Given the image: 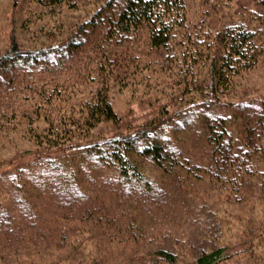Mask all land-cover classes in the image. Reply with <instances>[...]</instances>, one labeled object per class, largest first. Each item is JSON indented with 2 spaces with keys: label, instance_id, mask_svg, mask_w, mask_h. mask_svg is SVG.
<instances>
[{
  "label": "trees",
  "instance_id": "trees-1",
  "mask_svg": "<svg viewBox=\"0 0 264 264\" xmlns=\"http://www.w3.org/2000/svg\"><path fill=\"white\" fill-rule=\"evenodd\" d=\"M26 2V28L31 29L39 20L40 28L51 27L52 32L60 34L59 40H53L45 31V41L40 46L26 47L11 36L0 54V131L21 129L35 144L38 150L31 166L36 171L35 188L41 187L42 191L35 199L57 206L66 229L73 230V222L96 226L98 220L103 221L105 214H98V198L106 196L113 179L123 182L127 194L150 192L158 202L157 195L165 188L192 185L190 177L206 182L211 189L224 190L228 202L237 204L256 198L264 206V96L256 101L229 99V115L204 114L200 122L201 140L206 147L202 157L188 158L183 146L152 137L149 128L153 130L156 125H150L151 121L138 131L91 139L97 124L119 120L109 85L115 72L124 66L121 63L129 60L119 47L137 30L145 29L152 48L169 50L171 42L178 38L185 42L179 75L187 80L194 74L190 62L205 66V83H191V89L200 92L204 88L209 104L223 105L220 97H232L235 77L252 69L264 50V40L259 41L256 28L240 19L227 21L215 31H203L206 42L197 49L192 43L198 30L187 16L188 0H100L82 21L68 22L69 25L64 24L67 21L63 14L78 9L80 0ZM257 3L264 9V0ZM89 170L95 175L109 171L110 178H105L107 182L86 178ZM151 173L162 183L151 182ZM25 180L27 183L23 180L22 184L32 183ZM97 188L100 195H89ZM187 192L181 199H189ZM8 195L0 196V264H57L78 259L77 244L59 239L65 235L57 234L56 220L49 221L52 227L42 226L45 219H33L30 209L26 212L28 203L23 200L33 207L31 198L22 200L11 191ZM9 201L14 202L16 211ZM106 220L105 224L113 228L109 242L116 239V233L124 235L118 240L133 243L141 237L129 225L114 228L117 219ZM202 224L208 235L199 240L186 237L174 250L157 247L148 252L151 260L174 264L188 247L193 264L228 263L234 253L218 241L220 227ZM214 233L219 235L214 237ZM51 249H64L62 261L51 257Z\"/></svg>",
  "mask_w": 264,
  "mask_h": 264
},
{
  "label": "rangeland",
  "instance_id": "rangeland-1",
  "mask_svg": "<svg viewBox=\"0 0 264 264\" xmlns=\"http://www.w3.org/2000/svg\"><path fill=\"white\" fill-rule=\"evenodd\" d=\"M257 1L188 0V19L195 22L194 26L198 30L192 46L197 49L204 46L206 41L203 31H215L227 21L239 19L247 26L256 28L259 41H263L264 9L259 7ZM99 2L100 0H86L85 3V0H80L78 9L62 13L66 16L63 20L67 21L64 24L82 21ZM26 3V0H0V54L9 45L12 35L26 47L40 46L45 41V31L49 36L52 35L53 40L60 35L52 32L51 27L44 25L40 28L39 20L28 30L23 22ZM59 18H62V15ZM188 30L190 31L189 28ZM186 46V43L179 42L178 38L171 42L169 50L152 48L145 29H139L128 42L119 47V51L122 50L129 57V60L125 59V63H121L124 66L119 72H115V79L109 85V96L119 120L97 124L93 128L95 136L91 139L98 138V135H120L133 129L138 131L140 126L151 121L150 125H156L153 130V127L149 128L152 137L166 138L176 146H183L189 154L184 155L188 158L202 157L206 147L201 140L203 128L200 122L204 114L229 115L232 112L231 107L227 105L229 99L256 101L264 96V50L252 69L235 77L231 88L234 96L220 97L219 102L223 105H214V102L209 104L204 88L200 92L191 89V83H205V66L190 62L188 65L194 74L188 75L187 80L180 76L179 69H183L181 50ZM5 127L6 125L1 129ZM23 133L21 129L0 131V196L9 197L8 193L11 191L22 200L24 197L31 198L34 201L33 207L29 201L23 200L28 203L26 212L30 209L33 219L34 216L45 219L42 226L52 227L49 221L56 220L57 234L65 235L59 239L77 244L78 259L72 263L56 262L57 264H169L159 260L152 261L148 252L157 247L174 250L180 247L181 241L190 236L201 239L209 233L207 227L202 226L204 222L211 226L215 224L216 228L220 227L218 241L228 245L234 253L230 261L224 264H264V206L260 201L250 198L243 203L228 202L224 190L211 189L206 182L190 177V186L164 187L166 190L163 189V193L157 195L158 202H154L152 195L148 194L150 192L127 194L123 182L113 179L114 183L108 186L106 196L98 198V214H105L103 221H94L96 226L91 223L73 222V230L66 229L61 222L64 220L61 219L57 206L35 199L36 194L42 192L41 187L35 188L36 171L31 166L33 155L38 149L29 136ZM108 174L109 171L95 175L89 170L86 178L93 177L107 182L110 178L107 177ZM151 174V182L157 185L162 183L154 173ZM25 179L34 184H22L23 180L27 181ZM20 186L22 189H30L29 192H22ZM174 191H177V194H174ZM184 191H188L187 200L181 199L186 195ZM89 195H100L98 188L93 189ZM9 203L13 208L14 202ZM197 206L200 209H197ZM21 210L24 212L25 209ZM13 211H16V207ZM108 218L111 221L117 219V222H113L116 223L114 228L119 224L129 225L132 232L141 237L133 243L127 239L118 240L124 235L116 233L113 234V237L118 235L116 239L109 242V234L113 228L105 224ZM72 225L81 230H75ZM103 231L107 234L104 235ZM219 234L214 233L213 236ZM184 248V255L174 264H193L191 250ZM51 250L54 251L51 257L62 261L60 254L64 249Z\"/></svg>",
  "mask_w": 264,
  "mask_h": 264
}]
</instances>
